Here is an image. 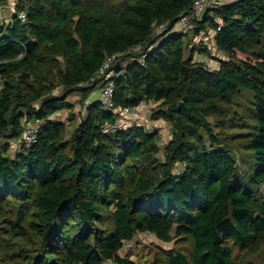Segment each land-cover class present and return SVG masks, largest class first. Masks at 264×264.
<instances>
[{"label": "trees", "instance_id": "1", "mask_svg": "<svg viewBox=\"0 0 264 264\" xmlns=\"http://www.w3.org/2000/svg\"><path fill=\"white\" fill-rule=\"evenodd\" d=\"M194 1L24 0L0 24V264H136L124 244L148 231L174 243L159 250L166 264H246L262 251L264 0L209 10L152 51L157 28ZM209 29L225 53L217 69L207 47L186 55ZM115 54L131 59L116 67L115 109L158 105L152 119L173 130L163 161L157 131L104 133L118 115L100 101L70 138L71 120L55 116L73 109L70 95L88 99ZM26 123L38 124L37 141L13 152Z\"/></svg>", "mask_w": 264, "mask_h": 264}, {"label": "built area", "instance_id": "2", "mask_svg": "<svg viewBox=\"0 0 264 264\" xmlns=\"http://www.w3.org/2000/svg\"><path fill=\"white\" fill-rule=\"evenodd\" d=\"M3 0H0L2 2ZM218 7V0H195L192 6V9L188 13H184L180 16L179 20L173 25V28L169 27V24H163L159 26L156 30L157 39H154L151 44L147 45L151 46V50L158 48L163 40L168 35L175 33H188L195 29L196 22H202L205 20V17L209 10L215 9ZM18 18L21 22H27V13L25 11H21L18 13ZM218 21V18H215ZM168 33V34H167ZM167 34V35H165ZM165 35V36H163ZM160 37V38H159ZM146 46V47H147ZM207 50L211 53L212 56H220L225 55V53L219 50L217 47H212L211 45H206ZM134 53H138L140 57L137 59L140 65L144 66L146 64L147 58L149 54L147 50H142L141 47H137L134 50ZM120 61V57L118 54L112 55L108 57L101 67L99 68L95 79H99L104 82V91L101 99L102 106L104 110L109 112H114L118 115L117 123L114 125H108L104 128V133L115 134L120 130L128 129L132 126H135L134 123L141 119L140 106H128L125 108L116 111L115 109V92H116V81L118 73L116 70V66ZM207 66L210 68H214L211 62L206 61ZM81 119L79 120V122ZM138 125V124H137ZM140 126V125H138ZM146 127V126H145ZM149 133L154 132L152 129H147ZM39 132V126H28L25 129L22 137L17 141L19 145L31 146L37 141ZM145 236L149 239H153L154 241H158V238L151 232H146ZM134 247V243L126 242L124 244V250L122 251V256H125L129 250ZM104 264H115L113 262H105Z\"/></svg>", "mask_w": 264, "mask_h": 264}, {"label": "rangeland", "instance_id": "3", "mask_svg": "<svg viewBox=\"0 0 264 264\" xmlns=\"http://www.w3.org/2000/svg\"><path fill=\"white\" fill-rule=\"evenodd\" d=\"M23 1L24 0H6V1L3 0L2 2H0V24H2L3 22L9 23L11 18L15 14V10H16L15 7L20 2H23ZM202 33H203V30L200 31L199 34H195L192 36L193 34L192 33L189 35V37L191 36L192 37L190 38L191 39L190 44L188 43L189 46H188L186 55L190 54L189 52L190 47L193 44H196L193 38H195L198 43L196 45L197 47L193 48L194 49L193 51H197L199 48L206 46L204 44H201V42L206 43V41H210V38L207 40L208 35H205ZM130 61L131 59L126 56L124 59L120 60L117 65H126ZM118 68H121V67L119 66ZM3 84H4V81L0 77V90L3 88ZM61 90L62 89L59 88V91H57L56 93L60 92ZM99 92L100 91L98 89V92L95 93L93 98H97L100 95ZM243 99H246V97H243ZM68 103L72 104L73 111L70 110L69 108H65L61 110L60 112H58L55 116L57 117V119L62 120V121L71 120V123L69 125V134L67 136V138H70L73 130L80 123L79 120L81 119L82 116L86 114L88 100L86 98L83 101L81 98V95L74 93L70 95V97L68 98ZM145 107H147V110L149 112L146 111V115L141 116L142 119H140L134 124L135 125L141 124L142 126H146L147 129H152L153 131H157L159 133V136H160L159 146H160L161 152L157 155V158L158 160L163 161L165 160V150H166L167 143L172 139V136H173V130H172L171 125L168 122L160 120V119L159 120L152 119V114L157 112L158 105L151 103L150 105L145 106ZM25 125H26V128L28 126H36V125L38 126V124H27V123ZM0 141L2 144H6L9 142V140L4 137H0ZM10 146L13 152H15L16 149H19V147H21L17 143V141L14 142V140L10 142ZM177 170H179V167ZM263 193H264V186H263ZM26 228L29 231L30 224H28ZM140 243L141 245H139ZM140 243H136V246H137L136 251L130 257V259H133L136 262V264H166V256L161 254L159 250L165 252V250H170L175 246L174 243H164L160 240L154 241L153 239H141ZM150 250L151 252H149ZM142 251L145 255H143ZM246 264H264V248L259 254L253 257H250V259H247Z\"/></svg>", "mask_w": 264, "mask_h": 264}, {"label": "crops", "instance_id": "4", "mask_svg": "<svg viewBox=\"0 0 264 264\" xmlns=\"http://www.w3.org/2000/svg\"><path fill=\"white\" fill-rule=\"evenodd\" d=\"M237 1H239V0H218V7H221V6H223V5H229V4H232V3H235V2H237ZM202 34H205V35H208V38H207V40L210 38V41H206V43L205 42H201V44H204V45H207V44H209V45H211L212 47H216V45H215V32L213 31V30H211V29H209L207 32H204L203 31V33ZM194 39V42H196V44H193L191 47H190V49H189V52H193L192 53V55H193V58L196 60V59H198V58H200L201 59V54H200V49L201 48H199L197 51H193L194 49V47H197L196 45L198 44L197 43V41H196V39L195 38H193ZM199 46V45H198ZM206 47V46H205ZM225 55H220V56H212L211 55V53L210 52H208V53H206L205 54V61H209V62H211V64H212V66L214 67V68H218V66H219V62H218V59L219 58H223ZM127 65V64H126ZM126 65H120V67L121 68H124ZM98 89H99V93H100V95L97 97V98H93L94 97V95H95V93H97L98 92ZM103 91H104V82H101V83H99V85L90 93V95L88 96V104H91L92 102H96V101H100L101 102V99H102V95H103ZM93 98V99H92ZM144 104V105H143ZM141 106H140V113H141V116H145L146 115V111L147 112H149L148 110H147V107H145V106H148V105H150V104H147V103H143ZM69 113V112H68ZM142 119V118H141ZM140 126H142L141 124H140ZM141 239H149L147 236H145V233H141V234H138L137 236H136V240H135V242L133 241V243H134V247L132 248V249H136V243H140V240ZM139 245H141V243L139 244ZM136 251V250H135ZM128 254V252L127 253H125V256ZM124 256V257H125ZM133 257V256H132ZM131 260H133V259H131ZM134 261V260H133ZM135 262V261H134Z\"/></svg>", "mask_w": 264, "mask_h": 264}]
</instances>
